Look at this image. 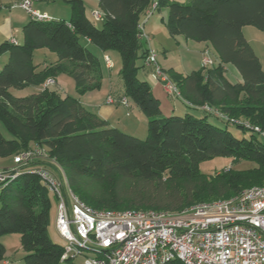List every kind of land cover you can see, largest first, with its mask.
Returning <instances> with one entry per match:
<instances>
[{
  "label": "trees",
  "instance_id": "16d2710c",
  "mask_svg": "<svg viewBox=\"0 0 264 264\" xmlns=\"http://www.w3.org/2000/svg\"><path fill=\"white\" fill-rule=\"evenodd\" d=\"M67 1L69 20L30 16L21 42L0 44V55L8 58L0 70V121L11 134L6 138L0 129V156L34 145L47 149L46 158L29 160L16 177L0 184V237L19 232L25 253L22 262L7 264H78L62 259L63 244L48 233L52 193L37 167L55 173L62 168L75 194L94 209L178 213L264 185V68L243 31L249 25L264 30V0H157L155 11L167 9L164 22L171 36L210 43L217 53L213 65L189 74L165 71L185 104L168 114L151 83L138 74L140 68L151 71L145 62L149 47L140 34L154 0H98L101 26L88 16L84 0ZM82 38L102 51L120 53V96L146 115L145 138L110 125L82 103L80 95L99 89L103 80L100 58ZM41 48L56 53V59L45 66L36 63L34 52ZM226 64L241 80L226 76ZM63 73L73 77L79 96L45 85ZM28 86L36 89L28 95L13 92ZM220 156L253 165L214 174L200 170L202 160ZM6 249L0 241V261Z\"/></svg>",
  "mask_w": 264,
  "mask_h": 264
},
{
  "label": "built area",
  "instance_id": "2783aa9c",
  "mask_svg": "<svg viewBox=\"0 0 264 264\" xmlns=\"http://www.w3.org/2000/svg\"><path fill=\"white\" fill-rule=\"evenodd\" d=\"M33 4L34 0H22L14 7L25 9L37 20L51 18ZM156 7L154 0L145 17L149 18ZM93 13L102 17L98 10ZM140 36L146 42L151 40L143 24ZM202 55L203 66L216 62L208 47ZM105 60L112 67V60ZM145 62L151 67L152 79L162 81L170 94L180 95L178 85L159 65L155 49L149 47ZM53 82L50 78L45 85ZM106 102L128 105L126 96L117 98L112 94ZM46 157L47 151L41 146L15 154V164L0 169V184L16 177L29 160ZM36 171L57 201L56 228L64 240L62 259L76 261L87 249L96 255L86 256L80 264H167L174 259L184 264H264V185L252 186L229 198L198 203L178 213L110 210L94 209L82 201L62 168L58 173L44 167Z\"/></svg>",
  "mask_w": 264,
  "mask_h": 264
},
{
  "label": "rangeland",
  "instance_id": "374dc122",
  "mask_svg": "<svg viewBox=\"0 0 264 264\" xmlns=\"http://www.w3.org/2000/svg\"><path fill=\"white\" fill-rule=\"evenodd\" d=\"M21 1L22 0H8L5 3L9 5V7L8 6L4 7L8 9L10 7L14 8L12 10V13H13L12 19L14 22L13 26L15 29V33L19 38H21V35H23V31H22L23 25L30 18V14L25 9L19 6H15L16 8L14 7L15 3H20ZM84 1L86 4L88 16L93 21H95V23L98 26H101L103 22L102 17H96L93 13L95 10L100 11L97 5V1L96 0H84ZM179 1H184V0H179ZM40 4H43V5L49 4L48 11L52 17H64L65 19L69 20L71 10H70V3L67 0H34L33 7L37 8L40 6ZM8 9L6 10L7 12H8ZM163 15H167V9L156 10L149 18L154 17L159 23H162L161 20H162ZM25 20L26 22H24ZM247 28L248 29H246V34L248 36L250 35L249 37H253L252 39L254 40H251V41L254 43V47L256 48V51L258 53H261L263 67H264V30L259 29L254 26H250V25ZM149 35L151 37L150 42H146L144 39L142 40L143 45L151 47L152 49L156 50L157 61L163 69L167 70L170 67H174L175 69L185 74L191 73L193 70L197 69V67L199 66V63L202 61V56H203L202 51L207 46L206 44H208L211 57L215 61L217 60V53L210 43H206L202 41L199 42L194 39H186L183 36H179L177 38L172 37L169 34L165 24H163L162 27L159 30H157L154 34H149ZM14 39L15 38H12V41ZM82 42L86 43V40L82 38ZM88 46L95 53H97L98 56L100 57L102 73H103L102 85L99 89H96L94 92L96 96H98V99L104 98L102 100V104L107 105L108 103H105L107 96L112 93L113 95L120 93L124 86V82L120 74L121 67H122L121 56H120V53L115 49H111L108 52H106L109 55L110 59L113 61V66L110 68L108 67L106 63L105 53H103L101 49L97 47L96 45H94L93 43H88ZM55 57H56V53L46 48L37 49L34 52V61L36 63H41V65L43 64L44 61H46L47 64L49 62H52L55 59ZM7 60H8L7 57H3V55H0V70L2 69L5 61ZM137 62L138 64H141L143 62V58H138ZM226 73H229V76H230L229 70H227ZM138 74L140 77L147 79L151 83L152 86H155V82L153 81V79L150 78L149 72H146V69L140 68L138 71ZM59 78H60V83H55L56 82L55 81L49 84V87L51 89L59 90L62 94H65V95L69 94V95L79 96L76 90L74 79L71 75L63 73L61 74V77ZM35 89H36L35 86H28L20 90L13 89V92H15L16 95H19V96L28 95L31 92H33ZM158 90L160 91V96L163 98V102H164L163 109L167 110L166 105L172 103L173 101L179 102V104H181L180 97L170 94L169 92L165 91L161 86H159ZM117 115L118 114H114L113 116L114 119H117L116 118ZM124 118H127V117H124ZM144 118L146 117L144 116ZM210 118L213 122L219 123L221 126L225 125L224 122L220 119H216L214 117H210ZM240 120H244V119H240ZM132 122L135 124L134 126L132 124L133 129L135 128L137 132H135L136 130L134 129V130H131L132 131L131 134L134 133V135L136 134L137 136L141 138H145L147 135V132L143 131L144 130L143 127L146 124V128H148L147 119L145 123H142L141 125L137 120L135 121L134 119H132ZM121 125L119 126L124 127L123 124ZM230 127L239 136L242 134V132L236 130V127H233V126H230ZM0 129H1L2 134L6 138L11 137V134L9 133V131L7 130V128L1 121H0ZM44 148L46 149V147ZM23 151H21L20 153H22ZM14 156H5V157L0 156V169L12 167L15 164ZM251 165H253V163L249 161H240L236 164L234 163L231 157H221L220 156V157H214V158L202 160L200 162L199 167L201 171L207 174H214V173L228 171L230 168L231 169L235 167L245 168ZM250 187H247L245 189H248ZM216 200H219V199H216ZM210 201H214V200H210ZM210 201H207V202H210ZM56 215H57V201L54 195L52 194L51 195L50 224L48 228V233L55 242L63 244L64 240L59 235L58 230L56 228ZM0 241H2L6 245V248H7L4 260H9L12 262H15V261L22 262L23 261V257L25 253L22 247L21 235L19 232H12L8 234H4L0 237ZM95 255L96 253L94 251L84 249L82 250V254L77 256L75 259H76V262L80 264L83 262L86 256L94 257ZM4 260L0 261V264H4Z\"/></svg>",
  "mask_w": 264,
  "mask_h": 264
},
{
  "label": "crops",
  "instance_id": "0c3cea01",
  "mask_svg": "<svg viewBox=\"0 0 264 264\" xmlns=\"http://www.w3.org/2000/svg\"><path fill=\"white\" fill-rule=\"evenodd\" d=\"M6 1H8V0H0V3H1L0 5H2V10L0 12V44H2L3 42H5L7 40H12V38H15L18 42H21L22 39H23V35H21V38H19L16 35L15 29H14V26H13L14 22H13V19H12V17H13L12 10L14 8L13 7H10L9 9L8 8H4V7H7V6L9 7V5H7L5 3ZM96 1H97V5H98V0H96ZM15 2H17V1H15ZM98 7H99V5H98ZM7 9H8V12L6 11ZM36 9H38V10H40L42 12H47L49 14V11H48L49 10V4H45V5L40 4V6L37 7ZM166 16L167 15H163L162 20H161L162 23H159L156 20V18H154V17L153 18H146L145 15H144L143 18H142V24H143V27H144V32L147 33L148 35L149 34H154L157 30H159L162 27L163 24H165L164 20H165ZM24 22H26V20ZM247 27L248 26H244L243 27L244 34H245L246 38L249 40V42L251 43V45L253 46L254 50L256 51V48L254 47V43L251 41V40H254V39H252L253 37H249L250 35L248 36L246 34V29H248ZM249 31H251V30H249ZM88 43H91V42L86 40V44L87 45H88ZM206 45H207L206 47H208V44H206ZM108 51H102L103 53H105V58L109 57V55L106 53ZM256 53L259 55V57L261 59V62H262V65H263L261 53H258L257 51H256ZM3 57H7V54H3ZM55 59H56V57H55ZM112 63H113V61H112ZM46 64H47L46 61H44L43 65L45 66ZM201 65L202 64L200 62L199 66L197 67V69H199L201 67ZM225 67H226L227 70L230 71V76H229V73H226V76L231 81L235 82V81L241 80L240 73L238 72V70L232 64H226ZM170 68L175 69L174 67H170ZM163 70L167 71L168 69L167 70L163 69ZM175 70H177V69H175ZM177 71H179V70H177ZM146 72H150L149 69H146ZM179 72H181V71H179ZM183 74H185V73H183ZM59 77H61V74H59L56 77V83H60V78ZM153 81L155 82V86H152L153 91L156 94V96H158L161 99V106L163 108V104H164L163 98L160 96V91L158 89H159V86H161L166 91V89L164 87V83L162 81H157V80H154V79H153ZM94 91L95 90H92V91H89V92H86V93L80 95L81 101L89 110L97 113L99 116H101L102 118L106 119L109 122L110 125L119 127L120 129L131 133L132 132L131 130L135 129V128L133 129V126L135 124L132 122V119H134L135 121L137 120L140 123V125L142 123H145V121L147 119L146 115L132 101H129L128 105H123V104H110V105L107 104V105H104V104H102V100L104 98L98 99V96H96ZM109 93H111V92H109ZM109 93H107V94H109ZM123 94H124V86L122 88V91L120 93H117L114 96H120V95H123ZM105 103H106V100H105ZM184 105L185 104H184V102L182 100H181V104H179V102H174L173 101L172 103L166 105L167 106V110L163 109V113L164 114H168V113H170L172 111L184 110L185 109ZM114 114H118L117 117H116L117 119H114V117H113ZM143 115L146 118H144ZM124 117H127V118H124ZM147 123H148V119H147ZM121 124H123L124 127H120L119 125H121ZM132 124H133V126H132ZM143 128H144L143 131L147 132L146 124H145V126ZM135 132H137V130ZM132 134H134V133H132ZM8 261L9 260H4V264H7Z\"/></svg>",
  "mask_w": 264,
  "mask_h": 264
}]
</instances>
